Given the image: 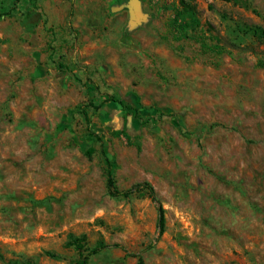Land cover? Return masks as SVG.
I'll return each instance as SVG.
<instances>
[{"label": "rangeland", "instance_id": "374dc122", "mask_svg": "<svg viewBox=\"0 0 264 264\" xmlns=\"http://www.w3.org/2000/svg\"><path fill=\"white\" fill-rule=\"evenodd\" d=\"M131 1L0 0V264H264V0Z\"/></svg>", "mask_w": 264, "mask_h": 264}, {"label": "trees", "instance_id": "16d2710c", "mask_svg": "<svg viewBox=\"0 0 264 264\" xmlns=\"http://www.w3.org/2000/svg\"><path fill=\"white\" fill-rule=\"evenodd\" d=\"M224 2H234L236 0H222ZM193 19L194 24H196V27L199 24V21L196 19L195 15L193 12L190 13ZM1 16V15H0ZM187 24V23H186ZM185 26L189 27V25H185ZM118 103L119 105H121V107L128 111L136 120H138L140 123L142 124H146V121L144 120V117L140 114L139 109L134 107L133 105H131L130 103H128L126 100H124L121 97L118 96H107L106 99L104 101H102L100 104H95L94 102L89 103L88 107L86 108H81L80 112L81 115L83 116L85 122H86V129H87V133H88V138L91 141L94 142H98L100 145V154L102 156V159L105 163L106 166V175H107V192L111 197L114 198H128L131 197L132 195H135L136 193H141V192H146L148 194V196L150 197V199L157 205L158 208V213H159V218H158V226L160 228V230H164L165 228V210L162 207L156 191L154 189V187L149 184V183H140V184H136L134 185L132 188L130 189H126V190H122L120 189L115 182V179L113 177V173H112V162L110 160V158L107 155V152L105 150V143L103 141V138L101 136H99L97 133H95L94 131L91 130L90 128V116H89V110H91L92 112H98L100 111L105 104L107 103ZM89 109V110H87ZM128 139H130L128 137ZM93 153V149H89L87 151L88 155H91ZM67 245L69 247H74L76 250H78L81 253L82 259L80 261V264H89V261L91 259V257L98 255L99 253H101L103 250L114 247V246H107V245H103L100 244L99 246L93 247V248H89L86 246V240L85 237H71L70 241L67 243ZM46 255L52 258H57L58 255L54 252L48 251L46 252Z\"/></svg>", "mask_w": 264, "mask_h": 264}, {"label": "water", "instance_id": "95a60500", "mask_svg": "<svg viewBox=\"0 0 264 264\" xmlns=\"http://www.w3.org/2000/svg\"><path fill=\"white\" fill-rule=\"evenodd\" d=\"M130 14L133 24H138L142 19H144V16L141 13V6L139 0L131 1Z\"/></svg>", "mask_w": 264, "mask_h": 264}]
</instances>
